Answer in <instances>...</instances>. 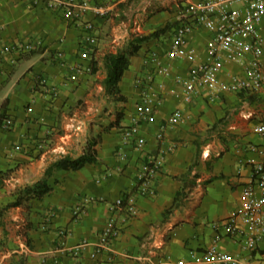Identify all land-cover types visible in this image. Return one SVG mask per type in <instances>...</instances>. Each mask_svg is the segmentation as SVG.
<instances>
[{
	"label": "crops",
	"instance_id": "obj_1",
	"mask_svg": "<svg viewBox=\"0 0 264 264\" xmlns=\"http://www.w3.org/2000/svg\"><path fill=\"white\" fill-rule=\"evenodd\" d=\"M63 1L0 0V117L5 113L13 120L11 128H0V264H192L213 246L243 259L242 264H264V242L251 253L213 227L242 209L243 185L251 175L245 163L263 158L249 148L264 149V137L254 132L264 123V88L251 97L206 92L187 103L175 77L188 74V63L177 62L168 76L155 78L154 86L164 84V99L154 122L143 125L146 144L121 141L141 95L136 78L146 72L144 55L159 49L173 28L146 42L131 59L119 84L124 100L105 92L104 57L126 46L133 34L149 35L174 23V12L153 13L148 0H87L89 11L80 20H68L58 9ZM86 23L95 25L97 45L84 58ZM209 35L196 31L191 38L201 58ZM37 40L42 47L21 49ZM93 58L96 74L90 70ZM226 69L243 72L230 63ZM176 109L184 120L170 127ZM162 128L165 136L157 140ZM92 141L97 142L96 163L46 176L52 162L83 155ZM151 157L161 163L152 182L154 195L135 197ZM196 161L191 177L198 175L197 186L166 214L184 188L178 178ZM43 181L51 188L48 195L5 210L25 197L26 187ZM129 197H135L134 212L113 208ZM113 219L120 236L90 258ZM150 240L161 245L151 258ZM83 241L88 250L75 257L73 249Z\"/></svg>",
	"mask_w": 264,
	"mask_h": 264
},
{
	"label": "built area",
	"instance_id": "obj_2",
	"mask_svg": "<svg viewBox=\"0 0 264 264\" xmlns=\"http://www.w3.org/2000/svg\"><path fill=\"white\" fill-rule=\"evenodd\" d=\"M174 12V24L168 38H162L159 49L148 50L143 58L146 70L136 78L141 95L136 104L135 113L130 124L122 129L121 141L136 142L139 146L146 144L142 136L143 125L154 122L157 111L163 105L164 84L154 86L157 76L166 77L175 63H188V74L177 75L175 83L184 91L187 103L197 96L209 92L210 95L233 93L251 97L258 95L264 88V0H171ZM58 9L68 20H80L90 9L87 0H65ZM102 10V8H101ZM103 13L106 11L103 9ZM85 41L83 46L87 58L93 54L97 45L95 25H83ZM196 31L210 33L205 43V55L200 56L198 48L192 43ZM42 47V42L27 43L21 46L23 51L32 52ZM11 49H3L8 52ZM58 59L63 53L57 54ZM234 64L243 69L241 74L227 71V64ZM184 120L181 109H176L168 119L170 127ZM13 120L7 118L3 129L12 127ZM254 132L264 137V123H258ZM163 128L156 134L157 140L164 138ZM250 151L263 155L261 160L247 159L245 165L250 167L251 175L242 189L243 207L222 222L213 223L216 229H222L226 238L234 239L246 251H256L264 242V149L251 146ZM161 163L151 157L146 171L139 176V185L135 197L154 195L153 180L161 171ZM132 197V196H131ZM135 197L127 200L118 199L114 209L124 207L134 212ZM80 210H77V215ZM121 231L116 227L115 219L109 221L99 235L95 250L89 254L96 259L109 249ZM152 239V237H151ZM152 247L151 254L161 249L160 243ZM88 241H83L73 249L75 257L81 258L88 250ZM253 256H251L252 259ZM244 260L229 253L219 251L213 246L203 253V257L192 264H242ZM165 262V261H163ZM160 264H166V263Z\"/></svg>",
	"mask_w": 264,
	"mask_h": 264
},
{
	"label": "trees",
	"instance_id": "obj_3",
	"mask_svg": "<svg viewBox=\"0 0 264 264\" xmlns=\"http://www.w3.org/2000/svg\"><path fill=\"white\" fill-rule=\"evenodd\" d=\"M162 10V9H160ZM174 27V23H168L164 28H159L155 32L144 35V34H133L129 43L119 48L116 52H110L104 57V64L106 68V78L104 81V89L107 95L114 98L115 101L124 100L121 96L120 82L131 65V59L138 54L143 45L149 42L152 38H156L161 35H165L170 29ZM91 73H98V61L93 58L91 62ZM8 116L4 113L0 117V128ZM96 141L90 142L86 151L83 155L73 158L70 156H63L52 162L46 169V176H51L55 171L65 170V171H78L88 164H93L98 161L97 151H96ZM197 165V161L190 166L188 172L179 177V180L184 181V188L181 192L176 195L174 206L167 211L166 214H170L174 208L179 207L184 199H186L197 186L198 175L195 174L191 177L192 169ZM25 197L20 196L17 201L6 207L5 210L18 207L25 202H31L35 199H41L51 192V188L48 186L47 182L43 181L40 186L26 187L24 189ZM29 206V205H28Z\"/></svg>",
	"mask_w": 264,
	"mask_h": 264
},
{
	"label": "rangeland",
	"instance_id": "obj_4",
	"mask_svg": "<svg viewBox=\"0 0 264 264\" xmlns=\"http://www.w3.org/2000/svg\"><path fill=\"white\" fill-rule=\"evenodd\" d=\"M149 2H151V12H156L160 9H163V10H167L171 13H173V7H172V3H170V0H148ZM147 14V13H146ZM146 14H144V16H141L139 18V23L140 25L143 24L142 22L145 21L146 19ZM151 14V13H150ZM138 34H140L138 32ZM118 111L116 110L115 114H117ZM121 115V113H120Z\"/></svg>",
	"mask_w": 264,
	"mask_h": 264
}]
</instances>
